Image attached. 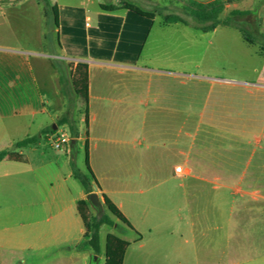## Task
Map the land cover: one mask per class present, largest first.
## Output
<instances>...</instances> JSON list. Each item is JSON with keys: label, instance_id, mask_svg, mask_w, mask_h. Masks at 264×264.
<instances>
[{"label": "crops", "instance_id": "crops-1", "mask_svg": "<svg viewBox=\"0 0 264 264\" xmlns=\"http://www.w3.org/2000/svg\"><path fill=\"white\" fill-rule=\"evenodd\" d=\"M103 5L109 4L57 3L60 49L40 54L32 45L7 41L39 40V0H0V153L7 152L0 160V202L17 200L13 212H0V264H39L40 252L84 243L78 203L92 192L101 200L106 196L130 224L117 219L130 243L124 264H264V84L243 88L255 100L245 118L204 112L195 117L192 108L179 107L177 86L185 75L144 56L155 18L108 13ZM93 19L94 25L87 22ZM40 59L58 61L65 90L58 70L39 87ZM79 63L88 65L89 104L85 135L75 117L77 150L83 147L86 163L87 144L100 189L93 182L87 192L72 167L61 176L53 164L49 206L63 208L44 231L38 220L39 139L17 144L42 134L52 138L67 126L56 124L73 108L66 91ZM82 103L76 95L75 112ZM196 120L208 124L195 128ZM176 122L183 125L174 128ZM64 151L71 154L70 145ZM179 167L184 174L176 173ZM4 218L15 223L2 225ZM102 257L101 246L97 261Z\"/></svg>", "mask_w": 264, "mask_h": 264}, {"label": "rangeland", "instance_id": "rangeland-1", "mask_svg": "<svg viewBox=\"0 0 264 264\" xmlns=\"http://www.w3.org/2000/svg\"><path fill=\"white\" fill-rule=\"evenodd\" d=\"M63 0H47L48 14L42 15L43 6L39 7V40H27L24 37L7 40L12 45H32L38 51L45 54L56 53L59 51V39L56 26L54 24V15L51 8L57 6ZM72 1V0H71ZM85 1L91 4L93 8L101 2L109 5H117L120 2L130 3L141 10L155 15L153 29L148 39L144 56L151 55L153 61L164 69L169 67L184 76L178 82L179 107L192 108L197 117L202 112L208 114H228L232 116L241 115L243 118L252 114L254 97L246 92L245 87L252 84H264V51L262 47V38L259 33H264V0H221L225 3V11L220 19L225 20L230 17V12L239 10L248 12V15L232 17V24L241 26L250 32L256 38L254 44L244 41L242 34L234 26L221 25L211 32H202V26L196 19L190 16L186 6L187 0H77ZM203 3L214 0H197ZM169 15H178L183 18L185 24L165 23V17ZM94 25V19L87 21ZM54 66V67H53ZM58 61L39 60V68L36 71L38 85L42 89L45 80L51 81L53 70H58ZM65 68L68 69V67ZM51 84V82L49 83ZM72 79L67 89V97L73 108L70 112V118L76 125L78 113V124L80 121L83 126L80 129L85 135V103L78 104V112H75L76 95L72 89ZM71 106V107H72ZM74 111V112H73ZM260 114L264 115V107L260 108ZM228 123H234L229 121ZM152 122L148 121V128ZM182 122H176L173 127L179 128ZM208 122H194L195 128L203 129ZM60 131L70 133L69 126L62 127ZM202 137H198L200 141ZM197 148V147H195ZM179 150L188 151V148L179 145ZM27 154V152H24ZM38 164H39V227L46 231L57 221L56 213L62 210V206L50 207L52 200V184L49 180L53 164L57 163L61 169V176L67 175L68 170L74 162L85 175L89 172L85 163V151L81 145L76 150L75 157L67 155L62 149L54 147V139L42 134L38 142ZM191 166V164H189ZM80 186L79 181H75ZM15 198L7 202H0V212L5 208L12 212L17 207ZM96 213L92 210L91 215ZM108 215L116 223L113 227L103 226L100 231L102 250L105 248L106 237L109 234L124 238L128 231L122 223L118 222L116 217L105 208L104 215ZM101 216V217H102ZM13 219L4 221L2 225H12ZM91 250L86 244L70 246L63 250L58 248L48 252H40L39 264H104V257L100 261H95V256H90ZM72 256L74 258L82 257L83 261L67 263L61 261L60 257ZM98 258V256H97ZM60 260V261H59Z\"/></svg>", "mask_w": 264, "mask_h": 264}, {"label": "trees", "instance_id": "trees-1", "mask_svg": "<svg viewBox=\"0 0 264 264\" xmlns=\"http://www.w3.org/2000/svg\"><path fill=\"white\" fill-rule=\"evenodd\" d=\"M188 5L186 9L188 10L190 16L196 19L199 23L202 24L200 30L202 32H211L214 31L221 25L225 26H234L237 30L242 34L245 42L249 44H254L256 42V38L250 32L245 30L241 26H236L232 24V17L234 16H243L248 15V12H242L239 10H233L230 12V17L222 20L220 19L221 15L225 11V3L221 0H214L210 3H201L197 0H187ZM39 3L43 6L44 15L48 14V2L47 0H39ZM101 9L108 13H117L121 11H132L140 16L154 19L155 15L153 13L145 12L140 8L130 4V3H121L119 6L113 5H103ZM51 11L54 15V24L56 29L59 28V12L58 7L54 6L51 8ZM165 23L173 24V23H183L186 22L182 17L178 15H169L165 17ZM262 38V47L264 51V33H259ZM60 47V43H59ZM59 72L61 75V82L64 84V90L66 84V78L64 71L60 64H58ZM72 85L74 88L75 95L81 97L85 103V125H88V104H89V70L88 65L79 63L77 64L75 70L71 72ZM57 127H61L64 125L69 126L70 137L71 139L79 138V133L77 131V125L73 124L69 115L65 114L62 118L57 122ZM53 131V130H52ZM39 137L28 138L17 144L18 147H25L27 144L31 142H37ZM7 155V152L0 153V160H2ZM86 164L90 176L83 174L75 163H72V172L76 179H78L87 192L93 191V182L96 184L97 188L100 189L97 180L92 173L89 167V154H88V146L86 144ZM103 201L105 207L110 211V213L116 217L122 223L128 225L130 224L122 215L120 210L106 197L103 196ZM78 211L84 222L86 233L84 236V244H86L93 252L94 256H98L101 254V237L100 230L103 226L113 227L115 225L114 220H112L108 215H104L102 217H98L96 214L91 215L92 209L87 202V200H82L78 203ZM130 243L123 240L122 238L109 234L106 238L105 244V264H124V259L126 255V251Z\"/></svg>", "mask_w": 264, "mask_h": 264}, {"label": "water", "instance_id": "water-1", "mask_svg": "<svg viewBox=\"0 0 264 264\" xmlns=\"http://www.w3.org/2000/svg\"><path fill=\"white\" fill-rule=\"evenodd\" d=\"M56 129V127H55ZM77 150V139H72L70 141V153L72 157H75ZM97 188V187H96ZM87 202L89 203L91 209L96 213V215L100 218L105 211L104 201L100 199L99 195L96 192H92L86 197ZM95 261L98 259L95 256Z\"/></svg>", "mask_w": 264, "mask_h": 264}, {"label": "built area", "instance_id": "built-area-1", "mask_svg": "<svg viewBox=\"0 0 264 264\" xmlns=\"http://www.w3.org/2000/svg\"><path fill=\"white\" fill-rule=\"evenodd\" d=\"M52 139H54V147L56 149H62L64 146L70 145V137L65 131H57L53 136ZM176 173L178 174H184V170L179 167L176 169Z\"/></svg>", "mask_w": 264, "mask_h": 264}]
</instances>
